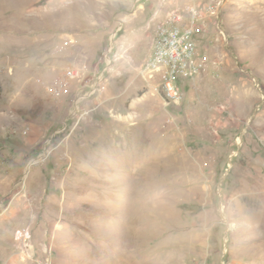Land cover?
Segmentation results:
<instances>
[{
  "label": "rangeland",
  "instance_id": "1",
  "mask_svg": "<svg viewBox=\"0 0 264 264\" xmlns=\"http://www.w3.org/2000/svg\"><path fill=\"white\" fill-rule=\"evenodd\" d=\"M189 6L205 69L166 107L140 71ZM32 255L264 264V0H0V264Z\"/></svg>",
  "mask_w": 264,
  "mask_h": 264
},
{
  "label": "built area",
  "instance_id": "2",
  "mask_svg": "<svg viewBox=\"0 0 264 264\" xmlns=\"http://www.w3.org/2000/svg\"><path fill=\"white\" fill-rule=\"evenodd\" d=\"M198 22L197 8L189 6L183 11L168 13L152 25L150 52L140 72L149 79L157 76V88L166 107L180 106L184 84L195 81L204 72V59L194 41ZM69 75L77 76L74 72ZM33 261L35 264H49L34 258Z\"/></svg>",
  "mask_w": 264,
  "mask_h": 264
},
{
  "label": "bare ground",
  "instance_id": "3",
  "mask_svg": "<svg viewBox=\"0 0 264 264\" xmlns=\"http://www.w3.org/2000/svg\"><path fill=\"white\" fill-rule=\"evenodd\" d=\"M120 2L126 4V5H131L132 4V0H119Z\"/></svg>",
  "mask_w": 264,
  "mask_h": 264
}]
</instances>
